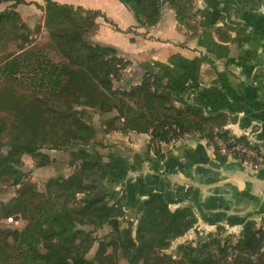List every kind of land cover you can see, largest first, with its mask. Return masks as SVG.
<instances>
[{
  "label": "trees",
  "instance_id": "16d2710c",
  "mask_svg": "<svg viewBox=\"0 0 264 264\" xmlns=\"http://www.w3.org/2000/svg\"><path fill=\"white\" fill-rule=\"evenodd\" d=\"M10 1L14 6L29 2L0 0V3ZM43 1L45 26L51 45L60 57L53 59V51L46 48L31 50L20 45V52L10 54L0 66V76L5 81L55 92H61L64 87L75 84L79 87L78 100L86 108L90 107L102 114L117 111L115 116L107 120L106 123L110 124H105L104 132L150 135L146 150L136 153L137 159L147 158L152 148L163 157L162 143H170L186 133H200L208 139L209 144H213L216 158L221 162L226 161V156L221 155L215 141L216 137L227 143L232 139L228 130L223 128L226 115H206L203 108L187 102L166 88L153 70L138 69L141 79L138 83L128 81L132 85L129 90L114 88L113 79L121 75L131 59L128 56H119L122 54L110 47L84 38L92 31L97 32L96 19L104 15L100 11L87 10L82 6L76 7L54 0ZM219 1L251 10L257 9L262 3V0ZM122 2L132 11L142 27L157 24L165 4L175 10L179 21L193 17L191 10L194 0ZM82 13H86V22L82 21ZM18 15V12L10 9L0 12V37L7 33L8 20L11 24L18 23ZM105 20L114 25L107 17ZM187 23L192 25L189 21ZM115 28L120 30L116 26ZM27 39L26 36L22 40ZM179 102L181 104L177 105ZM22 114L31 118L28 114ZM71 133L74 138L80 135L75 130ZM94 136L95 129L86 123V147ZM238 141L246 142L242 138ZM92 144L94 145L93 142ZM3 145L0 139V147ZM9 145L11 153L46 157L39 152V147L31 137L14 138ZM14 160L10 155L0 156V175L8 169L13 178L12 185L21 186L12 203L2 204V215L16 220L22 216L27 224L23 229L0 228V264H102V259L110 264L116 260L119 264L118 250L105 252L106 247L102 240L95 256L88 258L87 254L96 239L90 231L78 225H93L100 229L104 224L114 222V227H117L118 219L125 216L129 208L135 209L137 225L135 239L128 246V264H264V229L258 228L254 220L244 223L235 242L223 240L219 231L225 228L219 226L217 233L208 234L204 241L197 244H178L177 257L165 253L172 241L195 227L198 219L191 206L172 210L164 193L149 186L152 180L150 177L136 182L129 179L127 181V171H135L138 163L131 166L118 157L109 164L98 152L90 151L80 172L69 177L50 178L42 203L29 207L26 195L39 192L33 184L23 185L24 174L11 164ZM46 162L47 160H41L39 165L43 166ZM84 178L90 179L91 184L84 186ZM100 179L119 182L121 189L104 191L106 187L97 188L95 180ZM191 192L192 190H188V196ZM77 193H84L79 204L74 203ZM59 196L65 197V202H59ZM231 237L235 235L230 234L227 238ZM120 242L122 245L119 246V251L125 247V243L121 240Z\"/></svg>",
  "mask_w": 264,
  "mask_h": 264
},
{
  "label": "crops",
  "instance_id": "0c3cea01",
  "mask_svg": "<svg viewBox=\"0 0 264 264\" xmlns=\"http://www.w3.org/2000/svg\"><path fill=\"white\" fill-rule=\"evenodd\" d=\"M28 1L44 7L43 0ZM54 1L100 11L104 16L96 19L93 43L128 56L137 70H153L166 88L203 108L206 115H226L223 128L231 140L242 138L264 153V4L251 10L219 0H194L193 18L183 22L165 4L159 22L142 27L122 0ZM248 34L254 39L245 40ZM120 134L116 158L139 164V172L127 171V179L150 177L149 186H161L172 210L191 206L198 219L193 229L200 236L219 226L239 235L248 220L264 229V167L252 170L231 154L221 153L226 161H219L213 144L200 133L162 143L163 157L153 149L147 158L135 160L150 135ZM187 176L193 184L185 180Z\"/></svg>",
  "mask_w": 264,
  "mask_h": 264
},
{
  "label": "rangeland",
  "instance_id": "374dc122",
  "mask_svg": "<svg viewBox=\"0 0 264 264\" xmlns=\"http://www.w3.org/2000/svg\"><path fill=\"white\" fill-rule=\"evenodd\" d=\"M32 4L33 1L15 6L11 1L0 3V12L10 9L19 14L18 23L11 24L8 20L6 23L7 33L0 37V66L10 54L20 52V45L31 50L43 48L52 50V58L55 60L59 59L60 56L55 53L56 51L49 39L43 7H40V9L32 6ZM82 16L84 18L82 21L86 22V13H82ZM95 34V31H92L85 35L84 38L92 42L91 38ZM26 36L28 39L22 40ZM119 56L126 58V55ZM139 74L135 63L131 60L128 67L121 71V75L117 79H113L114 88L131 89L132 85H129L128 81L138 83L141 79ZM78 88L75 84H71L64 87L61 92H55L47 89L32 88L26 84H11L0 76V139L4 144L0 147V156L10 155L15 158L11 164L24 174L23 185L33 184L38 190L39 194L28 193L26 195L29 199L27 201V206L29 207L33 204L42 203V197L47 194L46 184L50 178L57 176L69 177L74 173L80 172L84 165V160L90 151L98 152L102 159L109 164H112L113 161L115 162L118 155L116 154V149L119 139L116 136L122 135L119 131L104 132L105 124L108 126L110 124L106 123L107 120L115 116L117 111L113 110L102 114L90 107L86 108L78 100ZM22 113L30 115L31 118L24 116ZM86 123L95 129V136L87 147ZM72 130L80 134L78 138L73 137ZM26 137H31L33 142L39 147V152L46 157L42 155L32 157L25 153H11L9 142L14 138L24 139ZM41 160H47L45 165H39ZM126 180L128 181V179ZM12 182L13 178L8 169H6L0 175V228L23 229L27 224L25 218L21 216V218L16 220L5 218L2 215V204L12 203L21 188V186H13ZM83 182L84 186L91 184L90 179L84 178ZM95 184L97 188L106 187L104 191L112 189L118 191L121 189L119 182L113 183L100 179L99 181L95 180ZM83 197L84 193H77L74 203L79 204ZM60 201L65 202V197L59 196ZM70 203L73 202L70 201ZM118 221L117 227H114L113 222L104 224L100 229L95 228L93 225H78V227L90 231L92 237L96 239L93 248L87 254L88 258L91 259L95 256L102 240L106 247L105 252L111 253L114 249H117L119 252L117 261L119 264H128V246L135 239L137 214L135 210H126L125 216L120 217ZM228 232L226 230L219 231L221 238L235 242L238 236L234 234L235 237L227 238L232 234ZM213 233H217V229ZM205 238L206 235L200 236L197 230H190L183 237L172 241L165 253L177 257L178 244H197L200 241H204ZM120 240L125 243V247L122 248V251L120 250L121 255L119 251V246L122 245ZM102 261V264H110L104 259ZM111 264H117L116 260Z\"/></svg>",
  "mask_w": 264,
  "mask_h": 264
},
{
  "label": "built area",
  "instance_id": "2783aa9c",
  "mask_svg": "<svg viewBox=\"0 0 264 264\" xmlns=\"http://www.w3.org/2000/svg\"><path fill=\"white\" fill-rule=\"evenodd\" d=\"M215 141L218 144L220 153L235 156V158L242 160L243 163L248 164L252 170H258L264 167V153L254 146V144L232 140L227 143L218 137L215 138Z\"/></svg>",
  "mask_w": 264,
  "mask_h": 264
},
{
  "label": "flooded vegetation",
  "instance_id": "af4514ba",
  "mask_svg": "<svg viewBox=\"0 0 264 264\" xmlns=\"http://www.w3.org/2000/svg\"><path fill=\"white\" fill-rule=\"evenodd\" d=\"M263 4H264V0H262V3H261V5H260L261 8H262ZM260 6H259V7H260ZM244 39H245V40H252V39H254V38H253V36H251V34H248V35H246V36L244 37ZM153 149H154V148H152L151 151H152ZM145 150H146V146L143 147V149H142L141 152H143V151H145ZM151 151H150V154H151ZM141 152H140V153H141ZM155 152H156V151H155ZM159 157H162V156L159 155ZM136 158H137V156L135 157V160H136ZM129 210H130V209H129ZM134 210H135V209H134Z\"/></svg>",
  "mask_w": 264,
  "mask_h": 264
},
{
  "label": "water",
  "instance_id": "95a60500",
  "mask_svg": "<svg viewBox=\"0 0 264 264\" xmlns=\"http://www.w3.org/2000/svg\"><path fill=\"white\" fill-rule=\"evenodd\" d=\"M135 172H139L138 170H135ZM161 176V178H162V174L160 175ZM187 177H190V176H187ZM159 179V178H158ZM192 179V180H191ZM185 180L188 182V183H191V184H193L194 182V179L193 178H185ZM160 181V180H159ZM183 183H186V182H183ZM176 188V187H175ZM159 191H162L163 193H164V190L161 188V186H160V188H157ZM164 195L167 197V194L166 193H164ZM202 197H203V195H202Z\"/></svg>",
  "mask_w": 264,
  "mask_h": 264
}]
</instances>
